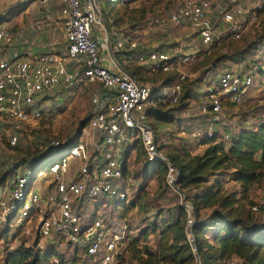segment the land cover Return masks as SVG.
Returning <instances> with one entry per match:
<instances>
[{
	"label": "built area",
	"instance_id": "obj_1",
	"mask_svg": "<svg viewBox=\"0 0 264 264\" xmlns=\"http://www.w3.org/2000/svg\"><path fill=\"white\" fill-rule=\"evenodd\" d=\"M33 1H38L42 8L48 2ZM62 3L65 42L57 51L37 55L25 51L23 57H10L16 34L0 25V139L9 146L15 147L21 132L43 117L53 92L82 85L96 87L90 99L88 121L75 143L71 146L55 143L54 148L65 151L61 158L38 171L25 169L0 199V227H5L0 232V261L21 244L17 243L16 232L9 233L13 229L21 230L30 239L24 246L34 250L38 264H118L123 237L99 217L101 206L89 208V216L85 208L100 199L107 203L127 201L123 147L127 150L135 141L140 142L148 164L159 161L167 168L165 183L179 193L175 187L179 171L159 151L148 113L159 106L172 109L178 105L183 86L189 80L181 69L199 57L193 47H189L188 53L170 50L143 53L147 48L140 47L136 40L106 28L97 0H62ZM216 13L229 25L232 40H239L252 23V19L244 25L238 23V19L246 17L240 0H228L223 6L209 0H185L168 17L159 15L149 23L187 27L208 53L222 41L216 33ZM122 51L129 54V61L151 73L174 72L176 83L154 90L136 80L116 60V53ZM256 74L254 65L222 70L212 82L203 77L198 84V109L205 123L194 132L200 143L215 135L217 142L225 143L235 135L224 133L220 137L216 127L227 106L241 103L243 95L254 85ZM259 126L257 123L255 128ZM182 207L187 214L186 237L196 264H201L190 233L195 222L193 208L185 200ZM251 211L264 218V182ZM226 264L245 263L234 256Z\"/></svg>",
	"mask_w": 264,
	"mask_h": 264
},
{
	"label": "rangeland",
	"instance_id": "obj_2",
	"mask_svg": "<svg viewBox=\"0 0 264 264\" xmlns=\"http://www.w3.org/2000/svg\"><path fill=\"white\" fill-rule=\"evenodd\" d=\"M184 1L123 0L121 4L118 0H98V4L108 26L114 27L118 34L130 36L137 41L140 47H146L149 51L170 50L178 54L188 53L189 47H193V50L198 53L199 58L192 65L181 69L189 75L183 91L190 98L188 102L172 108L175 111V122L166 124L150 119L152 127L158 134V145L162 146L161 153L173 156L178 148L186 147L189 150L178 156L185 161L187 160L186 153L190 156L201 155L207 148L194 137V132L205 123L198 109V98L200 97L198 84L203 77L207 76L212 82L222 70L250 68L252 63L257 65L255 62L264 60V0H259V4L255 1L240 0L246 9V17L238 19V23L244 25V22L246 23L249 19H252V23L239 40L230 38L229 25L222 22L220 13H216L214 17L216 33L221 36L222 41L208 53L206 52L208 50L199 43L190 30L175 28L169 23L163 25L149 23L159 15L168 17ZM209 1L214 5L223 6L228 0ZM3 14H6L5 11ZM9 20L0 19V25H4L10 31ZM105 26L107 28L106 23ZM132 31L137 32L133 34ZM204 56L207 58L204 59ZM219 57L221 61L216 66L217 68L208 70L213 66L214 60ZM148 77L153 80L148 82L149 85L154 88L160 85L158 77L150 74ZM95 88L82 85L53 92L48 101L50 106L47 107L43 117L33 127L21 132L19 142L14 148H9L7 142L0 139V178L11 169L15 171V175L6 181L5 187L0 188V199L10 190L14 180L25 169L39 168L40 164L32 167L31 163L53 149L55 143H71L75 140L80 123L90 114V99ZM263 121L264 78L259 76L254 85L243 95L240 104L226 107L220 116L216 131L218 136L222 137L224 133H234L241 127L246 128L251 125L254 127ZM225 143L229 144V141ZM123 150L126 151L124 147ZM64 153L65 151L59 148L51 152L48 157L46 156L47 158L42 163L48 164L54 159L59 160ZM131 153L125 172V184L128 187L127 201H129L125 204L126 208L118 206L115 201L107 203L104 199L88 203L85 208L89 216V208L101 206L98 210L99 217L107 220L114 231L123 237L118 264H146L144 262L147 259L146 251L152 252L155 256L149 264H169L172 246L174 243L182 244L184 239L181 235L185 236L186 215L178 211V208L182 207V202L186 201V197L192 203L212 184L219 191L220 200H226L229 204L200 210L199 223L208 227L201 236L202 238L210 240L208 232L211 231L212 226H217L214 223H218L213 215L216 212L230 216L233 220H239L245 225L264 221L263 217L251 211V207L260 197L264 178L245 192L234 180L232 171L228 172L227 177L215 173L211 177V184L189 188L182 194L173 191L165 184L163 174L153 173V166L146 162L145 153L141 147L135 146ZM147 175L149 178L144 177ZM218 180L220 184L216 183ZM41 184H44L42 180ZM131 202L135 204L131 206ZM163 218H170L167 232L162 231L161 220ZM4 230V226L0 227V232ZM8 231L12 234L16 232L17 243H30V239L21 230ZM6 239L10 240L9 237ZM185 240L187 241L186 236ZM226 262L221 264H226ZM0 264H3V261H0Z\"/></svg>",
	"mask_w": 264,
	"mask_h": 264
},
{
	"label": "trees",
	"instance_id": "obj_3",
	"mask_svg": "<svg viewBox=\"0 0 264 264\" xmlns=\"http://www.w3.org/2000/svg\"><path fill=\"white\" fill-rule=\"evenodd\" d=\"M111 1V0H109ZM117 1V0H116ZM121 4L123 0H118ZM98 3V0H97ZM100 9V5L98 4ZM101 16L103 21L102 10L100 9ZM0 19H6L5 16H1ZM107 29L112 30L111 26H108ZM111 27V28H110ZM175 28L187 29L185 26L174 25ZM113 31V30H112ZM114 32L118 33L114 28ZM133 32V31H132ZM149 49L143 51L147 52ZM211 53H209L210 55ZM127 52H118L116 53V60L120 68L134 77L136 80L149 84L148 82L153 81L148 77V74L158 77L160 81L159 86H170L176 83V74L174 72L162 73L157 71L156 73H151L148 69L137 66L133 62L129 61ZM176 58V56H174ZM173 58V59H175ZM207 58L204 56V59ZM220 57L214 60L213 66L209 69H215L220 62ZM257 67L256 79L260 76L264 78V60L255 62ZM252 66L254 64L252 63ZM251 66V67H252ZM164 75V77L162 76ZM158 86V87H159ZM157 87V88H158ZM185 85L183 86L184 90ZM157 88H154L156 90ZM184 93V91H183ZM190 96L187 93H184L180 97V101L177 106L181 103L188 102ZM178 110V109H177ZM174 109H167L166 107L159 106L157 110L150 111L148 113V120L155 119L159 122L166 124H173L175 122ZM89 117V116H88ZM87 117V118H88ZM151 127L152 124L150 123ZM86 126V125H85ZM153 128V127H152ZM158 141V134L153 128ZM77 139V136L74 141L69 142V146L73 145ZM217 135L212 139L202 141V145H206L207 148L201 155L190 156L187 154V160L180 159L178 156L182 155L184 151L189 150L186 147L178 148L177 152L172 156L165 154V156L170 160V162L176 167L179 171V176L176 181V189L184 194L189 188H196L203 184H211L210 180L212 175L215 173H220L222 176H229L228 172L232 171L234 180L240 185L241 189L245 192L248 191L249 187L259 183L264 178V121L260 123V126L255 128L252 125L249 127H241L239 131L235 132V135L230 139L229 144L223 143L221 141L217 142ZM9 148H14L8 145ZM135 146L141 147L139 141L128 147L123 161H122V172L123 178L125 179V172L127 169V161L132 150L135 149ZM162 146L158 145L159 151ZM58 148L50 149L48 153L39 157L33 163L32 167L40 164L38 171L41 167H44L48 164L42 163L51 152L56 151ZM142 149V147H141ZM143 151V149H142ZM181 151V152H180ZM144 152V151H143ZM161 152V151H160ZM47 156V157H46ZM180 160V161H179ZM183 160V161H182ZM153 173H159L165 176L167 173V168L161 163L156 162L152 164ZM31 167V168H32ZM15 175L14 169L7 171L0 178V188L5 185L6 181ZM149 178L148 175L144 176ZM220 184V181H216ZM166 184V183H165ZM208 187L206 191L201 195L197 196L194 201L191 203L189 198L186 197L193 208V215L196 219L192 227L193 242L197 250V254L200 259L201 264H221L226 262L232 257H238L242 259L245 264H264V221L255 222L252 225H245L239 220H233L230 216L221 215V213H214V217L218 223H214L217 226H212L213 228L208 233V238H202L204 231L208 227H204L202 223H199V214L200 210H207L214 208L217 205L227 206L229 203L226 200H220L219 191L216 186ZM117 205L123 208H126V203L129 201H115ZM135 203L131 202V206ZM178 211H181L184 215L187 214L183 207L178 208ZM170 218L162 219V231L167 232L169 229ZM219 224V225H218ZM210 227V226H209ZM165 230V231H164ZM182 239L184 242L174 243L172 246V254L169 259V264H196L195 256L191 251L190 242L185 240V236L182 234ZM187 238V237H186ZM147 259L144 261L146 264H149L152 259L155 258L152 252L146 251ZM39 259L35 255L34 250L31 247H25L24 243H21L17 249L8 253L3 261V264H38Z\"/></svg>",
	"mask_w": 264,
	"mask_h": 264
},
{
	"label": "crops",
	"instance_id": "obj_4",
	"mask_svg": "<svg viewBox=\"0 0 264 264\" xmlns=\"http://www.w3.org/2000/svg\"><path fill=\"white\" fill-rule=\"evenodd\" d=\"M0 4V17L10 19L9 29L16 34L14 50L8 56L23 57L25 51L37 55L63 47L62 0H48L45 8L33 0H0Z\"/></svg>",
	"mask_w": 264,
	"mask_h": 264
},
{
	"label": "water",
	"instance_id": "obj_5",
	"mask_svg": "<svg viewBox=\"0 0 264 264\" xmlns=\"http://www.w3.org/2000/svg\"><path fill=\"white\" fill-rule=\"evenodd\" d=\"M88 121V118L82 121L79 125L78 131L76 133V136L79 137L81 134L82 129L85 127L86 123ZM190 233L192 234V229H190ZM197 259H199V256H197Z\"/></svg>",
	"mask_w": 264,
	"mask_h": 264
}]
</instances>
